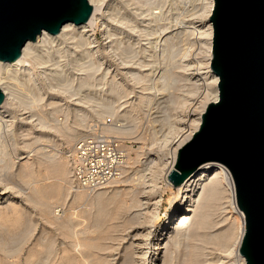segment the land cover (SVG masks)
I'll return each instance as SVG.
<instances>
[{
  "label": "rangeland",
  "instance_id": "obj_1",
  "mask_svg": "<svg viewBox=\"0 0 264 264\" xmlns=\"http://www.w3.org/2000/svg\"><path fill=\"white\" fill-rule=\"evenodd\" d=\"M207 1L101 0L73 39L79 63L64 55L62 73L47 69L54 80L36 61L17 70L10 82L20 100L0 113V264H241L240 224L222 185L203 202L202 226L186 225L152 259L177 197L165 179L170 156L213 96ZM83 135L119 142L118 178L76 184L71 150Z\"/></svg>",
  "mask_w": 264,
  "mask_h": 264
},
{
  "label": "water",
  "instance_id": "obj_2",
  "mask_svg": "<svg viewBox=\"0 0 264 264\" xmlns=\"http://www.w3.org/2000/svg\"><path fill=\"white\" fill-rule=\"evenodd\" d=\"M91 12L88 0H0V61L17 59L41 31L86 23ZM209 22L217 99L205 105L167 178L177 186L202 163L223 164L244 215L238 252L244 264H264V0H213Z\"/></svg>",
  "mask_w": 264,
  "mask_h": 264
},
{
  "label": "bare ground",
  "instance_id": "obj_3",
  "mask_svg": "<svg viewBox=\"0 0 264 264\" xmlns=\"http://www.w3.org/2000/svg\"><path fill=\"white\" fill-rule=\"evenodd\" d=\"M88 1H89L90 5L92 6V12H91V15H90V17L86 23H83L80 25H74L71 22H65L61 26L60 31L56 35L49 34L46 31H41L40 34H38L36 36V40H34V41L27 40L23 44V46L21 48L20 56L17 59H15L12 62L0 61V89L2 90L3 95H4L3 102L0 105V113H2V108L7 102H9L10 100L17 97V94L15 93V90L13 89V86L11 84L12 82H10V80L12 78L14 79L15 75H17L16 74L17 70L22 69L23 71H27V73H28L30 71V69L28 67L30 62L36 61V65L39 67L40 71L42 73H46V71L44 70L46 60L42 58V55L40 56L39 52L37 51L38 49L35 48L43 36H49L51 38H70V39H74L76 37L81 38L83 35L81 37H80V35L83 34L84 31H86V28L88 26H91L93 19L95 17V14L99 10L101 0H88ZM212 6H213V0H208L207 1V11H206V15H205L207 18V26L203 32L204 37L206 39L205 44H206V51H207V56H208V58H207L208 68H209V61L211 58V26H210V22H209V15L211 13ZM168 37H169V35H168ZM110 43H112V42H110ZM84 45H85V43H84ZM172 54H173V52H172ZM50 71H48V72H50ZM209 71H210V77H211L210 85L212 84V86H213L212 92H211V94H213V96H212V99L210 102H213V101H216L217 95H218L217 86H216L217 77L211 70H209ZM50 75H51L52 79L54 80L53 73ZM56 75H55V78H56ZM158 77H160V75ZM85 83L86 82H84L83 84L80 83V86H77V89L80 90L79 87H82V89H83V86L87 88L88 86H85V85H89V84H85ZM14 88H15V86H14ZM166 88H167V86H166ZM70 89H71V87H70ZM16 91H17V89H16ZM25 91L27 92V90H25ZM21 95H22V93H21ZM23 96H25V95H23ZM19 97H17V99ZM18 100H20V99H18ZM203 103L201 105H205V102H203ZM108 108H109V110L111 109V107H108ZM108 108H106V109H108ZM204 108H205V106L200 108L197 121L195 124H193L192 130H190L191 132L188 133L189 135H187V137L185 136V138H183V140H181V142H179V141L177 142V145L174 147L175 149L173 150V153L170 156L171 161H170V164L167 168L165 179H166V184L172 187V189L175 192L174 194H176L177 197L174 200V203H172V212L173 213L170 215V217H168L167 219H165L162 222V224L160 225V227H158V229L156 228V234H157V235H155L156 247L154 248L153 253H152V259L153 260L157 258L155 250H158V249L167 250L168 249L166 246L167 242H172L174 244V242L176 243L179 241V238L181 237L182 232L186 228V225L188 227L190 225H193V226H195V229L202 226L203 222L200 218H203V217H200L201 216L200 212L203 208V202H205V200H207L210 197V195H212V192L216 189L217 186L219 187V185L224 186L227 189V191L229 192V195H230V201L229 202L231 204L230 209L234 212V216H235V218L233 217V221H234V219L239 220L238 223L240 224V228L238 231L239 233H238V241H237V248H236L237 251L239 249L240 240H241V237L243 234L244 215L236 204L235 193H234V184H233L232 176H231L229 170L223 164L218 163V162H214V161H208V162L202 163L182 183L178 184L177 186H173L170 183L169 179L167 178L168 173L173 169L178 149L191 138L192 134L198 128L199 122H200V115L202 114ZM107 113L110 115L109 112H107ZM38 140L42 141L43 140L42 136H40L38 138ZM43 149H44V147H43ZM4 195H5V191L0 193V200L3 198ZM195 198H197L198 201L194 204L189 205L191 203V201L195 202L194 201ZM2 200H4V199H2ZM190 214H192L191 217H190ZM163 242H166L164 246L162 245ZM167 244L169 245V243H167ZM166 255H167V253H166ZM238 256L240 258L241 264H244V260L241 257V255L239 254V252H238ZM164 258H165V256H164ZM152 259H150V260L152 261ZM165 262H167V261H165ZM163 263H164V261H163Z\"/></svg>",
  "mask_w": 264,
  "mask_h": 264
},
{
  "label": "built area",
  "instance_id": "obj_4",
  "mask_svg": "<svg viewBox=\"0 0 264 264\" xmlns=\"http://www.w3.org/2000/svg\"><path fill=\"white\" fill-rule=\"evenodd\" d=\"M76 45L78 44L70 38L43 36L35 48L43 53V59L46 60L44 75L51 76L52 73L47 69L54 68L62 73L63 63L60 64V62L64 55L67 56L70 64L71 62L72 65H75V62L79 63V58L83 55L79 46ZM59 78L58 81L63 83L62 75ZM122 164V147L115 138L83 135L78 137L72 145L71 172L76 184L82 188H98L118 178Z\"/></svg>",
  "mask_w": 264,
  "mask_h": 264
}]
</instances>
